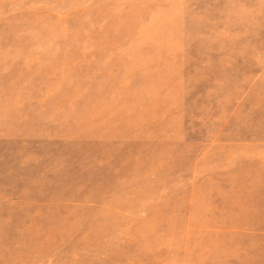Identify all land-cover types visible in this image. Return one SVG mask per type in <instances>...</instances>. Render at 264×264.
<instances>
[{"label":"rangeland","instance_id":"374dc122","mask_svg":"<svg viewBox=\"0 0 264 264\" xmlns=\"http://www.w3.org/2000/svg\"><path fill=\"white\" fill-rule=\"evenodd\" d=\"M0 264H264V0H0Z\"/></svg>","mask_w":264,"mask_h":264}]
</instances>
